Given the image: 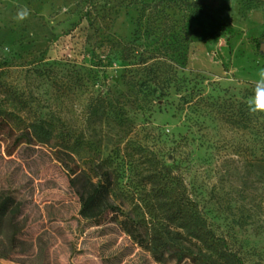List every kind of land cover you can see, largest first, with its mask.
<instances>
[{
	"label": "rangeland",
	"instance_id": "obj_1",
	"mask_svg": "<svg viewBox=\"0 0 264 264\" xmlns=\"http://www.w3.org/2000/svg\"><path fill=\"white\" fill-rule=\"evenodd\" d=\"M192 1L205 10L168 0H0V102L11 124L22 132L47 119L87 149L65 155L28 133L9 153L17 134L1 129L0 186L26 208L19 245L0 252V264L176 263L157 261L116 219L96 225L80 214V181L99 164L113 171L116 202L136 216L158 212L176 175L216 232L249 264H264V113L247 105L264 68V0ZM23 7L30 15L17 22ZM141 56L172 62L166 93L153 91Z\"/></svg>",
	"mask_w": 264,
	"mask_h": 264
},
{
	"label": "trees",
	"instance_id": "obj_2",
	"mask_svg": "<svg viewBox=\"0 0 264 264\" xmlns=\"http://www.w3.org/2000/svg\"><path fill=\"white\" fill-rule=\"evenodd\" d=\"M168 1H181L193 7L194 12L205 10L202 4L192 0ZM152 5L158 4L152 3ZM135 49L134 45H130L127 57L135 54ZM148 59L140 58L144 65L143 69L155 82L153 91L160 90L161 94L166 93V89L171 87L176 76L172 62L158 60L148 63ZM123 111L124 109L120 107L117 114V119L122 124L125 120ZM12 116L14 113L0 102V139L7 137L2 134L4 130L1 129L4 127H9V137L17 134L9 153L23 142L30 141V138H26L28 133L42 142L55 141L65 155L83 157L87 153L83 139L73 131L65 132L47 119H39L26 123L23 131L18 132V129L11 124L12 121H16L11 118ZM262 136L264 142V130ZM166 167L169 169L168 166ZM173 179L176 181L175 186L169 179L162 186L161 191L168 192V196L158 198L157 203L154 204L158 212L151 211L149 214L136 216L126 212L116 202L113 171L99 164V168L94 166L91 171H85L80 181L77 189L79 212L96 225L116 219L140 247L149 251L160 262L175 260V264H249L237 250L230 246L228 240L212 227L199 201L192 196L184 182L178 180L176 175ZM25 208L26 205L22 199L18 198L14 192L0 186L1 253L18 247L19 236L24 228L18 220L23 216ZM4 236L7 237L6 243L3 241Z\"/></svg>",
	"mask_w": 264,
	"mask_h": 264
},
{
	"label": "clouds",
	"instance_id": "obj_3",
	"mask_svg": "<svg viewBox=\"0 0 264 264\" xmlns=\"http://www.w3.org/2000/svg\"><path fill=\"white\" fill-rule=\"evenodd\" d=\"M30 15L29 9L23 7L18 9L16 16L14 17L17 22H22ZM5 51H8L5 48ZM254 80V95L247 100L248 110L251 114L264 113V68L258 69L255 73Z\"/></svg>",
	"mask_w": 264,
	"mask_h": 264
},
{
	"label": "water",
	"instance_id": "obj_4",
	"mask_svg": "<svg viewBox=\"0 0 264 264\" xmlns=\"http://www.w3.org/2000/svg\"><path fill=\"white\" fill-rule=\"evenodd\" d=\"M260 50L264 52V41L260 42Z\"/></svg>",
	"mask_w": 264,
	"mask_h": 264
}]
</instances>
